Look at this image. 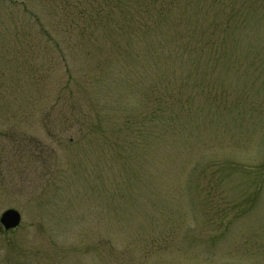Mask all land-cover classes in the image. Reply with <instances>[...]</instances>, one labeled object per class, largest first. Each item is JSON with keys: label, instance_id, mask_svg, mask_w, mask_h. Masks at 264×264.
I'll use <instances>...</instances> for the list:
<instances>
[{"label": "rangeland", "instance_id": "rangeland-1", "mask_svg": "<svg viewBox=\"0 0 264 264\" xmlns=\"http://www.w3.org/2000/svg\"><path fill=\"white\" fill-rule=\"evenodd\" d=\"M0 264H264V0H0Z\"/></svg>", "mask_w": 264, "mask_h": 264}, {"label": "water", "instance_id": "water-1", "mask_svg": "<svg viewBox=\"0 0 264 264\" xmlns=\"http://www.w3.org/2000/svg\"><path fill=\"white\" fill-rule=\"evenodd\" d=\"M20 223L21 214L17 210L9 209L3 213L0 212V224H2L6 230L15 229Z\"/></svg>", "mask_w": 264, "mask_h": 264}, {"label": "flooded vegetation", "instance_id": "flooded-vegetation-1", "mask_svg": "<svg viewBox=\"0 0 264 264\" xmlns=\"http://www.w3.org/2000/svg\"><path fill=\"white\" fill-rule=\"evenodd\" d=\"M0 227H3V226L0 224Z\"/></svg>", "mask_w": 264, "mask_h": 264}]
</instances>
